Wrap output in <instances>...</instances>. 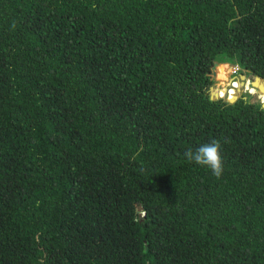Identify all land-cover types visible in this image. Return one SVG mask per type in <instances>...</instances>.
Wrapping results in <instances>:
<instances>
[{
	"label": "trees",
	"instance_id": "trees-1",
	"mask_svg": "<svg viewBox=\"0 0 264 264\" xmlns=\"http://www.w3.org/2000/svg\"><path fill=\"white\" fill-rule=\"evenodd\" d=\"M231 61L264 79V0H0V264H264ZM214 140L219 177L185 156Z\"/></svg>",
	"mask_w": 264,
	"mask_h": 264
},
{
	"label": "clouds",
	"instance_id": "clouds-1",
	"mask_svg": "<svg viewBox=\"0 0 264 264\" xmlns=\"http://www.w3.org/2000/svg\"><path fill=\"white\" fill-rule=\"evenodd\" d=\"M249 80L250 79L246 77L245 83H248ZM221 147V144L214 140L210 144L200 146L195 152H186L185 156L189 161H195L199 165H206L210 167L213 175L219 177L223 172V164L220 156Z\"/></svg>",
	"mask_w": 264,
	"mask_h": 264
},
{
	"label": "rangeland",
	"instance_id": "rangeland-1",
	"mask_svg": "<svg viewBox=\"0 0 264 264\" xmlns=\"http://www.w3.org/2000/svg\"><path fill=\"white\" fill-rule=\"evenodd\" d=\"M229 63H231L232 64V66L234 67V68H236L237 70H238V72L237 73H233L230 77H229V79H228V81H226L225 82V84H227L226 86L227 87H230V79L233 77V76H236V78H237V81L238 80H240V82H241V79H240V74L239 73H243V74H246V71L245 70H243V69H241L234 61H231V62H229ZM210 76L212 77V79L214 80V83H213V85H211L212 87H214V86H217L218 85V83L220 82V81H218V80H216L215 79V77H214V75L212 74V67H211V71H210ZM229 76V75H228ZM250 80H252V79H250ZM249 86V85H248ZM245 93H252V94H255L256 96H257V98H259L260 99V101H262L263 99L260 97V92L258 91V89H255V92H250L249 90H246V89H244L242 86H241V88H240V90L239 91H237L234 95H236L237 97H239V96H243ZM259 96V97H258ZM245 97V96H244ZM219 99H228V97L226 96V97H220ZM211 100H218V99H211Z\"/></svg>",
	"mask_w": 264,
	"mask_h": 264
},
{
	"label": "water",
	"instance_id": "water-1",
	"mask_svg": "<svg viewBox=\"0 0 264 264\" xmlns=\"http://www.w3.org/2000/svg\"><path fill=\"white\" fill-rule=\"evenodd\" d=\"M240 79H241V83L245 84V74H240ZM249 87L250 88H254V89H258V91L260 93H264V79H261L258 76H255L252 80H249L248 82ZM238 97L236 95H234L232 98H228L227 101L228 102H233L237 99ZM213 99V98H210ZM263 103V107H264V99L261 101Z\"/></svg>",
	"mask_w": 264,
	"mask_h": 264
},
{
	"label": "built area",
	"instance_id": "built-area-1",
	"mask_svg": "<svg viewBox=\"0 0 264 264\" xmlns=\"http://www.w3.org/2000/svg\"><path fill=\"white\" fill-rule=\"evenodd\" d=\"M238 72V70L236 69V68H234V70L232 71V72H230L228 75H229V77L233 74V73H237ZM231 84H235L236 83V81H237V78H236V76H234V77H232L231 79ZM239 81V80H238Z\"/></svg>",
	"mask_w": 264,
	"mask_h": 264
},
{
	"label": "bare ground",
	"instance_id": "bare-ground-1",
	"mask_svg": "<svg viewBox=\"0 0 264 264\" xmlns=\"http://www.w3.org/2000/svg\"><path fill=\"white\" fill-rule=\"evenodd\" d=\"M234 70V67L232 66V64H230V66L227 68V72H228V74L230 73V72H232ZM252 92H255V91H252ZM259 97V96H258ZM262 99H264V95H262V96H260Z\"/></svg>",
	"mask_w": 264,
	"mask_h": 264
},
{
	"label": "flooded vegetation",
	"instance_id": "flooded-vegetation-1",
	"mask_svg": "<svg viewBox=\"0 0 264 264\" xmlns=\"http://www.w3.org/2000/svg\"><path fill=\"white\" fill-rule=\"evenodd\" d=\"M245 76H246V74H245ZM234 77V76H233Z\"/></svg>",
	"mask_w": 264,
	"mask_h": 264
}]
</instances>
